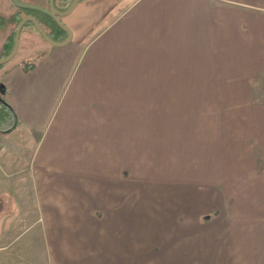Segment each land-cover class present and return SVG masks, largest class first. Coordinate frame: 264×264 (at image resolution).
Segmentation results:
<instances>
[{
	"label": "crops",
	"instance_id": "crops-1",
	"mask_svg": "<svg viewBox=\"0 0 264 264\" xmlns=\"http://www.w3.org/2000/svg\"><path fill=\"white\" fill-rule=\"evenodd\" d=\"M63 22L68 44L0 71V264L36 255L11 246L39 224L56 264H264V0H87Z\"/></svg>",
	"mask_w": 264,
	"mask_h": 264
},
{
	"label": "rangeland",
	"instance_id": "rangeland-1",
	"mask_svg": "<svg viewBox=\"0 0 264 264\" xmlns=\"http://www.w3.org/2000/svg\"><path fill=\"white\" fill-rule=\"evenodd\" d=\"M24 1H26V0H24ZM85 1H87V0H85ZM127 1H130V0H127ZM28 2L33 4L34 6H37L35 3H38V0H28ZM46 6H48V2L46 3ZM12 8L13 7L11 6L10 0H0V23L2 20H5L9 17V15L12 11ZM103 10H105L107 12L108 2L103 7ZM64 18H66V17H64ZM10 24L11 23H8L7 25L0 27V49L2 47L1 43L3 42L6 34H8L9 29H11ZM26 30L27 31L28 30L33 31L29 27H26L23 31H26ZM33 32L36 36L34 39H30V40L26 41L23 36H22V38L20 37L19 49H18L15 57L11 61H9L8 63L15 64V63L19 62L20 60H22L23 58H27V60H31V61H36V59H39V57L41 56V53H42L40 51L39 46H45L46 48L50 47V45L48 43H46L45 40L40 35H38L35 31H33ZM5 66H7V63H6V65H4V68H5ZM0 76H1V72H0ZM255 84L257 85L256 91L258 92V98H260L261 101L263 102L264 101V76L261 77V79H259L258 82H255ZM0 85H2V84L0 83ZM10 137L15 138V135H12ZM256 152H258V151H256ZM11 197H12V195L8 194V193H1L0 194V199H3V200L11 201L12 200ZM72 209L74 211L77 210V208L74 205H72ZM46 226L44 224H39L29 234L30 235H33V233L39 234L40 230H42ZM53 228L54 229L58 228L56 230L61 231L60 226H53ZM30 235L18 236V238L13 242V244L11 246V249H13V250L19 249L22 252L26 253V255L28 256L29 245H31V249L35 245L36 255L35 256L31 255L32 260H31L30 256H28L29 259L26 258V262L20 263V264H32L31 261H34L36 264H56V261L60 262V260H61L60 257L53 256V254L55 255L56 253L59 252L56 249L60 246V242H61L60 236H58L56 241L51 243V247H48V245L46 244L44 236H30ZM1 237L2 236H0V239H1ZM46 245H47V247H46ZM48 249L51 250V255L48 252Z\"/></svg>",
	"mask_w": 264,
	"mask_h": 264
},
{
	"label": "trees",
	"instance_id": "trees-1",
	"mask_svg": "<svg viewBox=\"0 0 264 264\" xmlns=\"http://www.w3.org/2000/svg\"><path fill=\"white\" fill-rule=\"evenodd\" d=\"M73 1L74 0H57L56 7L60 11L65 12L68 10ZM11 5L14 8V13L9 18L2 20L0 23V26H5L8 23H11V47L10 49L6 48L4 50L2 48L0 52V59L6 58L12 52L15 44L17 28L19 24L28 16H34L38 20L41 27L45 30L49 38H51L55 42H63L67 39L68 34L61 27H59L58 24L52 18H50L46 14L35 10L20 8L13 2V0H11ZM26 27H29L38 35H40L32 23L26 24L21 32H23ZM6 46L7 44L4 45V48ZM37 63L38 59H36V61L24 60L21 62L20 66L23 68L24 72L28 73L36 68ZM4 65H6V63L0 65V71L4 68ZM18 125L19 122L17 120L15 111L8 101L6 88L4 87V85H0V135L14 132L18 128Z\"/></svg>",
	"mask_w": 264,
	"mask_h": 264
},
{
	"label": "water",
	"instance_id": "water-1",
	"mask_svg": "<svg viewBox=\"0 0 264 264\" xmlns=\"http://www.w3.org/2000/svg\"><path fill=\"white\" fill-rule=\"evenodd\" d=\"M85 0H74L70 7L68 8L67 11L62 12L60 10H58L56 8V0H50L49 3V8H42L39 6H34V5H28V4H23L21 3L19 0H13V2L19 6L20 8H24V9H29V10H35V11H39L41 13L46 14L47 16H49L50 18H52L59 27H61L67 34L68 37L65 41L63 42H55L54 40H52L51 38H49V36L47 35V33L45 32V30L41 27V25L39 24L38 20L34 17V16H29L26 17L18 26L17 31H16V36H15V44H14V48L12 50V52L3 59H0V65L5 64L9 61H11L17 51H18V47H19V41H20V35H21V31L24 28V26L28 23H32L35 28L37 29L38 33L42 36V38L48 42L51 46H64L66 44H68L71 39H72V33L71 31L68 29V27L63 23V18L69 16L77 7L78 4H80L81 2H83Z\"/></svg>",
	"mask_w": 264,
	"mask_h": 264
},
{
	"label": "flooded vegetation",
	"instance_id": "flooded-vegetation-1",
	"mask_svg": "<svg viewBox=\"0 0 264 264\" xmlns=\"http://www.w3.org/2000/svg\"><path fill=\"white\" fill-rule=\"evenodd\" d=\"M11 1V0H10ZM21 3H23V4H26V3H24L22 0H19ZM57 1V0H56ZM49 3H50V0L48 1V6H47V8L49 7ZM28 5H33V4H31V3H29ZM12 6V5H11ZM57 8V7H56ZM59 10V9H58ZM14 13V8H12V11H11V13H10V15H9V17L12 15ZM44 14V13H43ZM8 17V18H9ZM29 17V16H28ZM6 41V40H5Z\"/></svg>",
	"mask_w": 264,
	"mask_h": 264
}]
</instances>
